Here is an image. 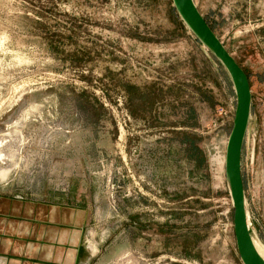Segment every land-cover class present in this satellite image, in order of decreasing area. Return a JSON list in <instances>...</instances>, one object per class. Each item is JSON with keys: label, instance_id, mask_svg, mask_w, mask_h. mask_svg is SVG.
<instances>
[{"label": "rangeland", "instance_id": "rangeland-1", "mask_svg": "<svg viewBox=\"0 0 264 264\" xmlns=\"http://www.w3.org/2000/svg\"><path fill=\"white\" fill-rule=\"evenodd\" d=\"M194 1L249 78L242 172L264 244V0ZM236 106L174 0H0V188L82 195L86 264H244Z\"/></svg>", "mask_w": 264, "mask_h": 264}, {"label": "crops", "instance_id": "crops-1", "mask_svg": "<svg viewBox=\"0 0 264 264\" xmlns=\"http://www.w3.org/2000/svg\"><path fill=\"white\" fill-rule=\"evenodd\" d=\"M51 194L24 198L0 188V264H86L91 208L82 195Z\"/></svg>", "mask_w": 264, "mask_h": 264}, {"label": "water", "instance_id": "water-1", "mask_svg": "<svg viewBox=\"0 0 264 264\" xmlns=\"http://www.w3.org/2000/svg\"><path fill=\"white\" fill-rule=\"evenodd\" d=\"M174 4L200 40L224 65L234 84L237 106L232 131L227 144L226 165L234 206V229L237 248L244 264H264L249 225L242 154L251 117L252 94L248 75L214 32L194 0H174Z\"/></svg>", "mask_w": 264, "mask_h": 264}, {"label": "bare ground", "instance_id": "bare-ground-1", "mask_svg": "<svg viewBox=\"0 0 264 264\" xmlns=\"http://www.w3.org/2000/svg\"><path fill=\"white\" fill-rule=\"evenodd\" d=\"M248 217H249V213H248ZM249 225L251 227L250 222H249ZM251 229H252V227H251ZM254 242H255V246H256L258 252L264 258V244L257 238H254ZM94 249H95V247H94Z\"/></svg>", "mask_w": 264, "mask_h": 264}]
</instances>
